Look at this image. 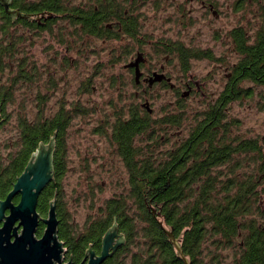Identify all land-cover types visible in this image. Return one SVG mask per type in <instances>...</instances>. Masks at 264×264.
I'll list each match as a JSON object with an SVG mask.
<instances>
[{
  "label": "trees",
  "instance_id": "1",
  "mask_svg": "<svg viewBox=\"0 0 264 264\" xmlns=\"http://www.w3.org/2000/svg\"><path fill=\"white\" fill-rule=\"evenodd\" d=\"M52 1L14 0L12 7L22 13L43 9L58 14L68 11L62 0ZM94 1L91 9L73 8L74 44H83V35L97 38L113 35L107 25L114 17L122 19V34L134 37L139 33L136 17L132 16L137 1L128 7L122 5L120 10L114 0ZM261 26L256 45H247L242 29H235L233 34L237 50L249 54V60L244 63L250 62L252 71L257 70L252 79L264 85V67H260L264 63V18ZM12 27L16 29L9 33ZM37 27V22L21 17L13 20L0 4V199H5L13 189L40 145L54 138V179L41 193L37 210L46 217L50 203L57 196L58 236L68 250L67 259H72L74 264H81L90 247L100 253L102 239L114 224L124 235L125 243L103 264H224V252L228 249L234 251L230 264H264V225L259 226L254 218L264 210V154L257 140L231 137V126L236 121L226 120L229 90L209 103L203 119H196L190 137L183 143L185 148L160 150L151 114L141 111L138 104L130 107L128 118L120 116L111 123V129L102 127L97 131L105 136L108 129L107 137L129 175V191L109 199L83 230L77 226L62 200L67 133L71 122L79 115H88L89 111L75 105L72 110L63 107L45 116L44 107L49 98L46 95H37L34 112L23 99L18 103L15 89L32 85L38 72L35 65L27 63L26 57L19 58V63L13 66L10 61L27 40L34 39ZM177 50L186 72L190 70V58H213L211 51L180 47ZM16 66V75L4 79L6 69L12 67L14 71ZM241 68L246 69L247 65L242 64ZM246 93L239 80L235 82L232 99L242 100ZM179 102V110L165 116L161 120L163 125H183L184 106ZM16 105V110H10ZM13 120L16 137L3 141L2 134L8 131ZM108 124L106 120L103 126ZM250 152H258L261 162L257 157L252 158L258 164L251 173L239 174L237 170L245 162L241 156ZM222 166L227 167L225 175L219 170ZM44 229L41 224L38 235H42ZM174 240L179 242L182 254ZM209 242L217 248L215 252H209Z\"/></svg>",
  "mask_w": 264,
  "mask_h": 264
},
{
  "label": "rangeland",
  "instance_id": "2",
  "mask_svg": "<svg viewBox=\"0 0 264 264\" xmlns=\"http://www.w3.org/2000/svg\"><path fill=\"white\" fill-rule=\"evenodd\" d=\"M85 1L73 0V3L79 6ZM206 1L207 6H203L201 0H138L133 12V16L138 19L144 48L150 56V52L158 53L156 48L162 40H168L196 45L204 50L212 49L215 57L221 59L224 56L226 59L223 68L218 65L221 61L201 59L191 62L189 75L200 84L202 91H195L186 101L179 98L186 90L183 84L186 79L182 80L176 61L166 65V68L176 76L173 83L181 84L180 93L174 94L168 88L158 87L138 99L133 77L124 69L130 55L127 58L123 56L118 63L112 62L116 44L113 41L104 43L97 37H87L85 44L75 43L69 55L62 56L58 44L53 45L48 40L34 36V39L32 37L20 47L19 53L10 61L13 66L19 63V58L26 57L27 63L37 68L38 78L32 85L15 89L18 103L23 99L32 112L36 110L37 95L49 97L44 107L45 116L55 114L63 107L72 110L75 105L89 111L88 115H79L70 124L67 133L66 174L62 181L63 204L80 229L83 230L109 199L129 191V175L125 165L107 137L111 123L120 116L128 118L131 106L138 104L141 108L143 104L149 103L153 109L151 124L158 139L156 143L160 144L159 149L164 152L176 149L180 138L178 133H190V129L197 123L196 119L205 117L203 113L209 103L215 100V93L226 83L224 68L237 61L225 34L235 27L243 26L251 36H255L262 27L264 0ZM208 4H214L218 17L211 12ZM123 5L128 7L129 3L123 1ZM121 42L122 49L132 44L129 36H125ZM164 58L162 54L160 59ZM153 62L156 60L153 59ZM16 68L14 71L12 67L7 68L4 79L14 77ZM248 84L243 83V86ZM178 102L184 106L183 125H163L161 120L165 116L179 110ZM16 107L10 110H16ZM39 108L42 109V105ZM106 120L109 124L103 126ZM226 120L236 121L232 123L231 137L257 140L264 154V88H257L252 96H244L242 100L235 101L229 107ZM15 123L13 120L8 131L2 134L3 141L16 137ZM102 127L108 128L105 136L97 132ZM255 157H259L258 152L241 156L245 162L237 170L239 174L251 173L254 165L261 162L259 158L258 162L251 160ZM219 170L224 175L228 172L226 166ZM254 218L262 227L264 210L262 215ZM208 246L210 253L217 250L211 242ZM224 255V264L233 262L234 251L228 249Z\"/></svg>",
  "mask_w": 264,
  "mask_h": 264
},
{
  "label": "flooded vegetation",
  "instance_id": "3",
  "mask_svg": "<svg viewBox=\"0 0 264 264\" xmlns=\"http://www.w3.org/2000/svg\"><path fill=\"white\" fill-rule=\"evenodd\" d=\"M9 1V9L7 10V14L13 18V20L17 19V18H24L25 20H29L31 22H37L38 27L34 30V36L40 39H44L50 41V43H52L53 45H59V50L62 56L69 55V52L72 51L73 47H74V34H73V28H74V12H73V8L74 3L73 0H62L65 7L67 8V12L64 14H58L56 12H54L53 10H49V9H43L40 11H36V12H25L22 13L20 12V10L15 9L12 7V3L14 0H8ZM37 3H40L42 0H36ZM55 1V0H53ZM52 1V2H53ZM123 1L124 0H114L115 3V7L118 8V10L121 9L122 5H123ZM135 1L138 0H129V6L134 4ZM202 1V5L203 6H207L206 5V0H201ZM56 2V1H55ZM95 1L94 0H86L84 2L83 5H79L77 7H81L85 10L91 9L94 5ZM209 8L211 10V12H213V14L218 17L219 13L218 11H216L214 8V4H208ZM95 9H98V7H94ZM117 10V11H118ZM18 12L22 14V16H18ZM134 14L132 13V16ZM134 18V17H133ZM135 19V18H134ZM137 23H138V19L136 18ZM122 19H120L119 17H114V19H112L109 23H108V28L109 30L112 31L113 35H111L110 37H100L99 39H101L104 43L107 42H111L113 41L116 44L115 47V51L114 54L112 56V59H114L112 62L114 63H118L119 61L122 60V57L125 56L126 58L129 56V58L127 59V62H125L124 64V69L126 71L129 72V74L133 77V82L135 83V87H136V97L139 99L140 97H145V95L148 94V92H151L153 90H155L158 87H164V88H168L171 90L172 93H180V85L174 84L173 80H175L176 76H173L172 74H170V71H167L166 65L171 64L172 62L176 61V63L178 64V70L180 69L181 71V75H182V80L186 79V81L183 83L185 86V91H183L182 94H180L179 98L183 99V100H188L194 93L195 91H202V88L200 87V84L193 79V76H190V70H188L187 72L184 71L181 67V54L179 53V51L177 50L178 47H180V49H194V50H204L201 49L199 47H196V45H187L184 44L183 42H171L168 40H162L158 47L156 48V52H150L152 55L150 56V54L147 53L146 49L144 48V44H143V40H142V36H141V32H140V28H139V33L136 36H129V35H124L122 34ZM139 25V23H138ZM242 29L245 33V36L247 38V45L248 46H252V45H256L258 42V38H259V34L261 35V31H262V27H260L257 31V33L255 34V36H251L248 31L243 27H235L233 29H231L229 32H227L225 34V38L231 42L232 48L231 51L236 54V62H232L231 64H227L226 67L224 68L225 74H226V83L224 84V86L222 87V89L215 93V100L223 97V94L229 90V92L227 93V95L230 97V103L227 106V112L229 111V107L231 105H233L235 103V100H233V92L235 90V82H237L239 80V82L241 83V87L243 88V92L246 90L247 93L243 94V98L244 96L246 97H250L252 96V92H257V88H264L263 84L258 83L255 79H252V75L253 73H256V71H252V66L251 63H244L247 62L249 60V54L248 52L246 53H240L236 46H235V38H234V30L235 29ZM16 29V27H12L9 29V33L11 31L14 32V30ZM30 34L32 32H29ZM32 35V34H31ZM33 36V35H32ZM83 44H85L87 42L86 38L87 36L90 38L92 36H85L83 35ZM125 36H129L132 40V44L130 46H128L127 49H122V42L121 40L125 37ZM96 37V36H95ZM11 39L9 38V41ZM47 43V42H46ZM206 51H211L212 54V59L209 60H214L216 62L221 61V63L218 65H220L221 68L224 67V63L226 62V59L224 58V56L219 59L217 57H215L213 50H209V49H205ZM162 54H164L165 58L162 60L160 59L162 57ZM66 57V56H65ZM139 59V70H140V77L139 79L136 78V71H137V66H133V67H129L128 65L136 62V60ZM153 59L156 60V62H153ZM195 60L194 58H190V68H191V62ZM197 60V59H196ZM201 60V59H200ZM67 61V59H66ZM160 61V62H158ZM152 63H155L152 64ZM243 65H247L246 69H242L241 66ZM160 66L159 69L156 68L157 66ZM260 67H264V63L260 64ZM252 71V72H251ZM161 73L164 74L166 76L165 79H163L161 82H155L153 84L150 83V78L153 77L154 73ZM188 76V78H187ZM243 83H249L248 86H243ZM182 84V85H183ZM239 87V86H238ZM245 87V88H244ZM146 105L150 106L149 103H145L141 106V111L145 112L148 111L151 116L153 115V109L150 106V109L152 111L149 110L148 107H146ZM152 112V113H151ZM198 126L201 127H207L209 125L207 124H199ZM233 126V124H232ZM231 126V128H232ZM184 135V136H183ZM190 133L188 134H183V132L178 133L179 138V142L177 146H182L183 147V143H185L188 138L190 137ZM176 146V147H177ZM185 148V147H183ZM182 148V150H183ZM181 149V148H180ZM174 150V149H173ZM17 197L20 196H16L14 198V203L18 204L20 200L16 201L15 199ZM8 213V212H7ZM42 224V223H41ZM40 224V225H41ZM40 227V226H39ZM41 236V235H39ZM99 254V253H98Z\"/></svg>",
  "mask_w": 264,
  "mask_h": 264
},
{
  "label": "water",
  "instance_id": "4",
  "mask_svg": "<svg viewBox=\"0 0 264 264\" xmlns=\"http://www.w3.org/2000/svg\"><path fill=\"white\" fill-rule=\"evenodd\" d=\"M0 4L9 9L8 0H0ZM18 16L22 14L18 12ZM138 64L139 59L128 65L137 66V79L141 75ZM165 78L164 74L155 72L150 83L161 82ZM146 107L152 111L150 106ZM54 150V138L48 144L42 143L13 189L5 199H0V264H74L72 259L67 260L68 250L58 236L57 196L50 203L47 217L41 216L37 210L41 193L54 179ZM16 196H20L18 204L13 201ZM41 223L45 229L39 237ZM124 243V235L114 224L102 239L101 252L98 254L90 247L81 264H103ZM174 244L182 254L179 242L174 240Z\"/></svg>",
  "mask_w": 264,
  "mask_h": 264
}]
</instances>
